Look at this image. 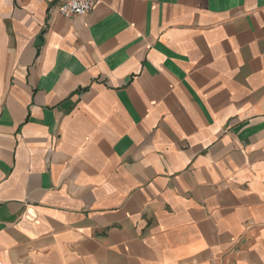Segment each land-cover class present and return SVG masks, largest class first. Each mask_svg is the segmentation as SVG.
<instances>
[{"label":"crops","instance_id":"crops-1","mask_svg":"<svg viewBox=\"0 0 264 264\" xmlns=\"http://www.w3.org/2000/svg\"><path fill=\"white\" fill-rule=\"evenodd\" d=\"M0 0V264H264V0Z\"/></svg>","mask_w":264,"mask_h":264},{"label":"built area","instance_id":"built-area-1","mask_svg":"<svg viewBox=\"0 0 264 264\" xmlns=\"http://www.w3.org/2000/svg\"><path fill=\"white\" fill-rule=\"evenodd\" d=\"M99 0H65L59 8V12L66 18L82 16L91 12Z\"/></svg>","mask_w":264,"mask_h":264}]
</instances>
